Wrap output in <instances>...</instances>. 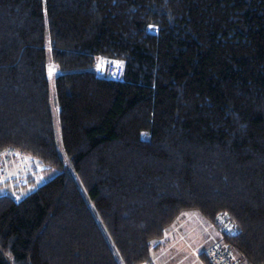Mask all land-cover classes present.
Masks as SVG:
<instances>
[{"label": "trees", "instance_id": "16d2710c", "mask_svg": "<svg viewBox=\"0 0 264 264\" xmlns=\"http://www.w3.org/2000/svg\"><path fill=\"white\" fill-rule=\"evenodd\" d=\"M6 149L53 176L0 197V264H152L186 213L264 264V0H0Z\"/></svg>", "mask_w": 264, "mask_h": 264}, {"label": "rangeland", "instance_id": "374dc122", "mask_svg": "<svg viewBox=\"0 0 264 264\" xmlns=\"http://www.w3.org/2000/svg\"><path fill=\"white\" fill-rule=\"evenodd\" d=\"M100 60L98 59L96 62L99 70L102 68V60ZM50 67L47 75L50 83H52L55 72L51 65ZM50 98L56 142L60 149V133L57 121L58 108L52 90ZM35 162H32V169L36 176V179L33 180V188L53 176V173L48 172L38 162ZM18 169L17 166H13L11 172ZM221 235L224 234L218 230L217 220L213 224H209L195 213H186L172 226L163 240L158 242L159 244L154 249H151L152 264H206L205 252L207 248L214 243H219Z\"/></svg>", "mask_w": 264, "mask_h": 264}, {"label": "built area", "instance_id": "2783aa9c", "mask_svg": "<svg viewBox=\"0 0 264 264\" xmlns=\"http://www.w3.org/2000/svg\"><path fill=\"white\" fill-rule=\"evenodd\" d=\"M102 60V61H101ZM102 68L97 66V77L105 80L121 81L123 79L124 65L120 60L101 59ZM30 158L14 149L0 152V197H9L15 201L23 199L31 190L30 182L36 179ZM19 169L11 172V168ZM217 227L224 235H233L235 225L221 214L217 217ZM206 264H246L241 257L236 255L232 248L221 242L210 245L205 252Z\"/></svg>", "mask_w": 264, "mask_h": 264}]
</instances>
